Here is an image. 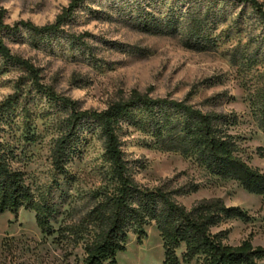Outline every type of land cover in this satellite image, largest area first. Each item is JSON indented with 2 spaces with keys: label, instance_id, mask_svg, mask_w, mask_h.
Returning a JSON list of instances; mask_svg holds the SVG:
<instances>
[{
  "label": "rangeland",
  "instance_id": "rangeland-1",
  "mask_svg": "<svg viewBox=\"0 0 264 264\" xmlns=\"http://www.w3.org/2000/svg\"><path fill=\"white\" fill-rule=\"evenodd\" d=\"M67 2L0 0V7L6 9L7 23L22 19L42 25L53 21ZM10 3L11 8L5 7ZM246 23L239 35H232L212 50L197 52L181 47L176 37L139 33L120 22L96 19L83 10L66 28L74 34H89L84 40L95 61L78 55L74 58L68 49L56 47L49 52L26 43H6L13 54L37 70L39 84L76 100L81 109H104L136 90L173 99H182L189 92V103L203 111H232L236 115L231 133L237 155L264 171V131L259 125L264 112V70L257 61L242 60V51L253 47L248 46L247 39L258 35L259 27ZM106 41L142 51H122ZM12 94L16 95V110L3 125L1 140L13 154L12 166L23 171L34 202L47 201L57 212L50 220L51 234L41 232L32 209L1 213L0 264H81L83 246L93 230L87 222V211L97 193L115 188L101 159V142L95 135H87L80 155L65 166L66 175L54 172L50 147L64 114L47 107L26 72L0 65V101ZM121 140L125 157L138 159L141 164L133 172L138 184H167L171 188L196 184L193 191L175 199L189 207L201 198L219 197L225 205L241 208L248 216L246 220L228 219L212 231L226 230V242L231 245L249 239L252 245L264 247V196L244 190L231 178L209 174L193 155L165 149L146 131L128 127ZM144 229L139 241L135 234H128L125 248L115 255V264H162L158 231L153 224ZM175 251L180 256L183 246ZM258 264H264V259Z\"/></svg>",
  "mask_w": 264,
  "mask_h": 264
},
{
  "label": "trees",
  "instance_id": "trees-1",
  "mask_svg": "<svg viewBox=\"0 0 264 264\" xmlns=\"http://www.w3.org/2000/svg\"><path fill=\"white\" fill-rule=\"evenodd\" d=\"M94 5L96 8H92ZM96 19L120 22L130 29L156 36L176 37L181 47L192 51L212 50L232 35L244 31L246 22L257 24L259 34L247 39L243 61H257L264 70V3L260 0H68L50 23L36 25L29 20L5 22L6 9L0 7V65L21 69L31 80L36 94L45 98L54 113L64 114L50 147L51 168L65 174V166L81 153L87 135L101 142V159L115 182L114 190L99 192L87 222L92 231L83 246L81 264H115V255L125 248L128 234L139 241L145 227L153 224L162 240V264H258L264 247L243 239L236 245L226 242L227 231H212L228 219L246 220V212L225 205L219 197L201 198L189 207L175 196L193 191L196 184H167L147 187L133 178L138 159H127L122 136L128 127L146 131L165 149L193 155L209 174L235 180L244 190L264 196V171L251 166L236 153L231 128L236 124L232 111H203L189 103V92L182 99L153 97L148 92L131 90L126 97L104 109H81L76 100L55 94L38 83L35 68L10 51L6 42L26 43L32 48L53 52L68 49L72 57L95 61L84 37L66 27L74 24L79 12ZM244 23V24H243ZM108 42L122 51L141 52L140 48ZM210 82L213 83L210 79ZM219 99V97H216ZM16 95L0 101V214L32 209L41 232L51 234L56 208L47 201L34 202L23 171L12 166L13 154L1 140L3 125L16 110ZM211 101V100H210ZM213 101V100H212ZM264 131V112L260 119ZM66 175V174H65ZM183 246L178 256L176 249Z\"/></svg>",
  "mask_w": 264,
  "mask_h": 264
},
{
  "label": "clouds",
  "instance_id": "clouds-1",
  "mask_svg": "<svg viewBox=\"0 0 264 264\" xmlns=\"http://www.w3.org/2000/svg\"><path fill=\"white\" fill-rule=\"evenodd\" d=\"M12 2L15 3V0H12ZM5 7H7V8H11V7H12V3L6 5ZM18 12H19V9L17 8V9H16V12H14L13 15H12V19H13V20H15V19L17 18V14H18Z\"/></svg>",
  "mask_w": 264,
  "mask_h": 264
}]
</instances>
